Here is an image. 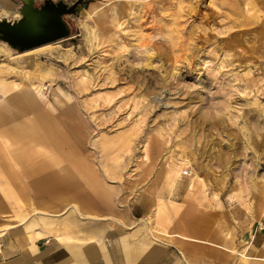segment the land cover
Masks as SVG:
<instances>
[{"label":"rangeland","instance_id":"374dc122","mask_svg":"<svg viewBox=\"0 0 264 264\" xmlns=\"http://www.w3.org/2000/svg\"><path fill=\"white\" fill-rule=\"evenodd\" d=\"M23 5L0 0V20H20ZM64 20L70 36L42 48L0 40V264L17 262L5 261L7 246L31 251L56 219L83 232L116 207L139 209L118 225L126 239L134 228L146 245L181 246L146 226H182L264 256V0H84ZM42 121L81 169L56 142L25 139L43 134ZM211 263L184 254L177 264Z\"/></svg>","mask_w":264,"mask_h":264},{"label":"crops","instance_id":"0c3cea01","mask_svg":"<svg viewBox=\"0 0 264 264\" xmlns=\"http://www.w3.org/2000/svg\"><path fill=\"white\" fill-rule=\"evenodd\" d=\"M42 123L43 127L40 126V130L43 134L39 135V133L35 132L34 135H24L25 139H34L38 136L56 142V151L62 154L63 159L67 160L70 164L76 165V169H81L82 166L73 161L72 155L65 154L64 146L68 142L62 131L58 128L48 127L43 121ZM0 132H4V130L0 129ZM57 163L59 165L62 164L59 160ZM173 178L170 181L172 188L176 184V178ZM177 187L174 188V191L177 190ZM135 210L139 209L132 207L131 215H125L124 211L118 209V207L109 210L102 209V213L107 214V216L102 215L99 219L94 220L87 217V230H83V232H80L78 224L73 219H71V224H67L70 220L56 219L50 224L51 230L48 233L51 235L48 234L47 237L41 239L36 237V232L39 231H35L33 237L35 247H31V251L26 250V247H22L23 245L16 249L7 246L4 251L5 261L17 260L15 264H177L182 255L194 254L196 255V259L203 261L204 258H207L211 260V264H232L230 262L231 257L228 256L226 250L231 254H238L244 260L264 261V256L261 255L251 257L246 252H239L220 244L202 240V238L191 237L185 234L182 226L179 227L177 234L160 232L153 230L148 225L146 226L147 231L155 239L158 238L154 233L167 238L173 236L181 238L182 240L180 239L179 242L181 246H178L176 243H164L162 247L146 245L142 240L138 241L135 238L134 235L137 231L134 228L129 232L131 238L126 239L122 236L118 225L122 221L131 224L139 221L141 216L135 213ZM90 211L91 209L87 208V212ZM165 216L167 218L163 219L165 221L168 218L172 219V216ZM81 222L79 221V223ZM196 235L199 234L197 233ZM254 237L255 235H252V238ZM256 237L259 239L261 245L264 246V233L258 234ZM83 238L84 241L87 239V242L82 243L80 239ZM92 240L94 241L92 242ZM183 240L214 246L197 244L198 247H193L189 243L185 242L184 244ZM27 251L28 253H26ZM260 253L264 255V247Z\"/></svg>","mask_w":264,"mask_h":264},{"label":"water","instance_id":"95a60500","mask_svg":"<svg viewBox=\"0 0 264 264\" xmlns=\"http://www.w3.org/2000/svg\"><path fill=\"white\" fill-rule=\"evenodd\" d=\"M22 18L18 21L0 20V40L13 49L25 52L70 36V28L64 20L66 15L75 14L84 0L72 6L47 0L40 8L35 0H22Z\"/></svg>","mask_w":264,"mask_h":264},{"label":"built area","instance_id":"2783aa9c","mask_svg":"<svg viewBox=\"0 0 264 264\" xmlns=\"http://www.w3.org/2000/svg\"><path fill=\"white\" fill-rule=\"evenodd\" d=\"M191 175H192V172L190 170H186L183 173V176H185V177L191 176ZM260 230H264V225L263 226H260Z\"/></svg>","mask_w":264,"mask_h":264},{"label":"bare ground","instance_id":"6f19581e","mask_svg":"<svg viewBox=\"0 0 264 264\" xmlns=\"http://www.w3.org/2000/svg\"><path fill=\"white\" fill-rule=\"evenodd\" d=\"M49 45V44H48ZM43 47H45V46H43ZM42 48V47H41ZM39 49V48H38ZM184 172V171H183ZM172 175V174H171ZM171 175H170V178H171ZM173 176V175H172ZM176 176H177V174H176Z\"/></svg>","mask_w":264,"mask_h":264}]
</instances>
